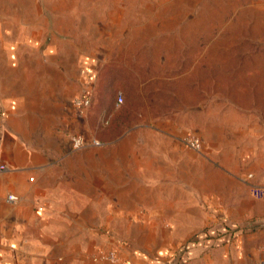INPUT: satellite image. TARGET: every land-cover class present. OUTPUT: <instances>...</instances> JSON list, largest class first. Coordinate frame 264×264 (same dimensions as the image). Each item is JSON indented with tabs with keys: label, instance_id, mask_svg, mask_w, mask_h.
I'll use <instances>...</instances> for the list:
<instances>
[{
	"label": "crops",
	"instance_id": "1",
	"mask_svg": "<svg viewBox=\"0 0 264 264\" xmlns=\"http://www.w3.org/2000/svg\"><path fill=\"white\" fill-rule=\"evenodd\" d=\"M9 19L0 12V264H250L248 248L200 235L223 218L242 231L258 220L233 141L213 159L168 124L98 139L96 113L72 103L82 79L93 89L91 63L66 62L48 38L35 52Z\"/></svg>",
	"mask_w": 264,
	"mask_h": 264
},
{
	"label": "rangeland",
	"instance_id": "2",
	"mask_svg": "<svg viewBox=\"0 0 264 264\" xmlns=\"http://www.w3.org/2000/svg\"><path fill=\"white\" fill-rule=\"evenodd\" d=\"M0 12L35 52L48 38L66 62L79 56L82 70L84 60L91 63L92 91L85 78L73 96L91 93L98 139L168 124L198 138L194 153L213 159L220 143L233 141L241 191L252 189L259 222L205 242L230 241L243 255L248 248L250 264H264V0H0ZM145 134L141 128L127 138Z\"/></svg>",
	"mask_w": 264,
	"mask_h": 264
},
{
	"label": "built area",
	"instance_id": "3",
	"mask_svg": "<svg viewBox=\"0 0 264 264\" xmlns=\"http://www.w3.org/2000/svg\"><path fill=\"white\" fill-rule=\"evenodd\" d=\"M121 100H122L121 95H118L117 102L120 103ZM72 103H73V106L75 107V109L77 110L78 114L83 113L85 111V109L89 106V103H90L89 94L86 93V94H83L81 96L75 97L73 99ZM71 141H72L73 148H79L86 143V140L82 136H72ZM92 142L98 143L97 141H94V140ZM184 142L187 146H189L195 150L200 149V142H199L198 138H196V137H193V136L186 137ZM2 167H3V165H0V168H2Z\"/></svg>",
	"mask_w": 264,
	"mask_h": 264
},
{
	"label": "trees",
	"instance_id": "4",
	"mask_svg": "<svg viewBox=\"0 0 264 264\" xmlns=\"http://www.w3.org/2000/svg\"><path fill=\"white\" fill-rule=\"evenodd\" d=\"M123 101V97H122V100L121 102ZM91 102V101H90ZM120 102V103H121ZM90 105V103H89ZM241 230V228L239 226H236V225H232V224H229V223H224V226L222 228H220L219 230L215 231L216 229L214 228V226H208L206 228L203 229L202 233H200V235H202L203 238H205V240H215V241H219L220 240H216L214 238H216V236H219L223 233H225L226 231L229 232L230 230ZM215 231L217 232L218 234L216 235H212V231ZM199 235V234H198Z\"/></svg>",
	"mask_w": 264,
	"mask_h": 264
}]
</instances>
